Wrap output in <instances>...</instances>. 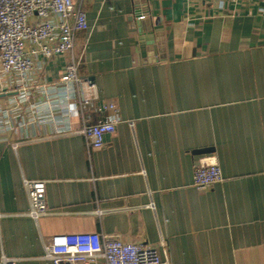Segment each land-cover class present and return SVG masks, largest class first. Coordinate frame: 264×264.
<instances>
[{
    "label": "crops",
    "instance_id": "1",
    "mask_svg": "<svg viewBox=\"0 0 264 264\" xmlns=\"http://www.w3.org/2000/svg\"><path fill=\"white\" fill-rule=\"evenodd\" d=\"M76 2L88 24L74 38L78 73L119 121L99 147L52 135L49 122L0 130V255L51 264L52 235L97 231L166 264H264V0ZM69 58L33 56L36 80L53 81ZM15 94L0 74V106ZM206 153L222 179L198 190ZM23 178L45 180L36 221Z\"/></svg>",
    "mask_w": 264,
    "mask_h": 264
},
{
    "label": "built area",
    "instance_id": "2",
    "mask_svg": "<svg viewBox=\"0 0 264 264\" xmlns=\"http://www.w3.org/2000/svg\"><path fill=\"white\" fill-rule=\"evenodd\" d=\"M136 16L144 18L145 13ZM87 28L86 13L76 0H0V74L16 91L11 106H0V130L49 122L52 135L79 133L87 146L103 144L119 116L115 104L98 101L93 81L78 73L74 38ZM62 53L70 55L62 73L53 81H37L33 56L41 55L46 60ZM15 109L21 120L13 118ZM89 109L101 116L91 120ZM221 179L214 153L196 159L192 184L198 190ZM22 181L29 199L26 214L36 221L48 213L45 180ZM43 257L51 264H86L97 257H102L105 264L167 263L155 248L97 231L56 233L44 245ZM0 264H16V258L1 253Z\"/></svg>",
    "mask_w": 264,
    "mask_h": 264
}]
</instances>
